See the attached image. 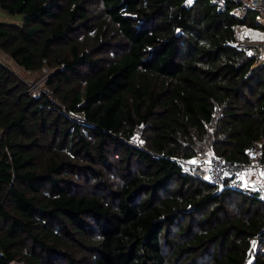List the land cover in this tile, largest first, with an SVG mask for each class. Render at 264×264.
Listing matches in <instances>:
<instances>
[{
    "label": "trees",
    "instance_id": "trees-1",
    "mask_svg": "<svg viewBox=\"0 0 264 264\" xmlns=\"http://www.w3.org/2000/svg\"><path fill=\"white\" fill-rule=\"evenodd\" d=\"M233 6L0 0V55L53 71L0 63V264H264V201L178 162L264 143Z\"/></svg>",
    "mask_w": 264,
    "mask_h": 264
},
{
    "label": "built area",
    "instance_id": "built-area-1",
    "mask_svg": "<svg viewBox=\"0 0 264 264\" xmlns=\"http://www.w3.org/2000/svg\"><path fill=\"white\" fill-rule=\"evenodd\" d=\"M210 2L220 11H227L229 2L234 3L230 13L241 20L245 19L249 13L254 12L258 28L264 31V0H210ZM255 32H237L236 47L240 51H245L249 57L254 58L253 66L259 67L264 62V36L256 37ZM0 63L7 65L2 54ZM43 70L48 72L44 79L26 82L32 93L43 92L50 96L48 91L43 88V84L53 71L50 72L47 67H44ZM72 118L79 123L85 122L84 119L76 115H72ZM246 154L247 160H233L225 156L210 155L207 158H196L191 161L179 159L178 162L189 171L206 169L207 179L212 185L255 193L260 200L264 201V143L256 141L248 148ZM252 171L254 173L251 174ZM254 180L257 181L256 184L252 183Z\"/></svg>",
    "mask_w": 264,
    "mask_h": 264
},
{
    "label": "crops",
    "instance_id": "crops-1",
    "mask_svg": "<svg viewBox=\"0 0 264 264\" xmlns=\"http://www.w3.org/2000/svg\"><path fill=\"white\" fill-rule=\"evenodd\" d=\"M0 20H8V21H15V22H18V20H21V17H16V16H11V15H7V14H3L2 12H1V16H0ZM255 23H256V17H255ZM255 28H257V29H255ZM245 31H256L255 33H256V37H263L264 36V31H261V29L260 28H258V26H257V23H256V26H254V27H251V28H248V29H242V30H238V32H245ZM6 56V57H5ZM4 58H5V60L6 61H8V62H10V60H12L13 61V63H14V65L13 64H11V66L13 65L15 68L14 69H19V70H23V68L12 58V57H10V56H8V55H4ZM7 58V59H6ZM11 61V62H12ZM264 64V62L261 64V65H263ZM260 65V66H261ZM24 71V70H23ZM26 71H28V70H26ZM29 72V71H28Z\"/></svg>",
    "mask_w": 264,
    "mask_h": 264
},
{
    "label": "rangeland",
    "instance_id": "rangeland-1",
    "mask_svg": "<svg viewBox=\"0 0 264 264\" xmlns=\"http://www.w3.org/2000/svg\"><path fill=\"white\" fill-rule=\"evenodd\" d=\"M237 36H238V35H237ZM2 55L4 56L5 54L3 53ZM5 57H6V56H5ZM6 59H7V58H6ZM11 61H12V60H10V62H8V61L5 60L6 64H7V65H8V66H9V67H10V68H11L16 74H18V75L21 77L22 80H25V81H27V82H28V81L36 82V81H39L40 79H44L45 75L48 73V72L46 73V72H44V70H42V71H41V74L38 76V75H36V74L34 75L31 71L28 72V71H25L24 69H23L24 71H23V70H19V69H14V68H15V67H14L15 65H14L13 61H12V62H11ZM10 63L13 64L14 66H13V65L11 66ZM47 69L51 72V69H50V68L47 67ZM37 76H38V77H37ZM48 78H49V77H48ZM44 81H45V80H44ZM44 84H45V83H44ZM44 84H43V85H44ZM48 93H49V92H48ZM49 94H50V93H49ZM49 97L52 98V95L50 94ZM209 156H210V155H209ZM209 156H208V157H209ZM195 159H196V158H195ZM252 173H254V171H252L251 174H252ZM252 183H253V184H256L257 181L254 180Z\"/></svg>",
    "mask_w": 264,
    "mask_h": 264
},
{
    "label": "snow or ice",
    "instance_id": "snow-or-ice-1",
    "mask_svg": "<svg viewBox=\"0 0 264 264\" xmlns=\"http://www.w3.org/2000/svg\"><path fill=\"white\" fill-rule=\"evenodd\" d=\"M189 2H191V0H189Z\"/></svg>",
    "mask_w": 264,
    "mask_h": 264
}]
</instances>
